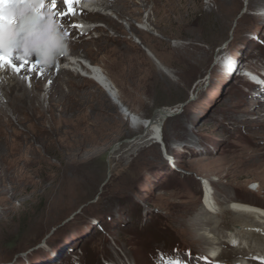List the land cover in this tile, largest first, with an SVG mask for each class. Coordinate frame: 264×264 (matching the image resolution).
Segmentation results:
<instances>
[{"label": "rangeland", "instance_id": "obj_1", "mask_svg": "<svg viewBox=\"0 0 264 264\" xmlns=\"http://www.w3.org/2000/svg\"><path fill=\"white\" fill-rule=\"evenodd\" d=\"M136 9L129 13L150 11ZM150 15L161 35L148 29L145 40L170 66L169 77L136 37L127 40L137 46L127 63L141 65L142 72L122 67L110 52L96 59L119 99L142 119L159 108L179 110L164 121L156 143L100 94V119L24 122V137L14 136L19 151H4L0 164V264H164L165 257L261 264L258 253L243 246L248 258L221 256L239 248L225 237L230 213L212 216L227 224L213 237L208 233L206 243L197 242L194 218L205 180L213 181L218 207L229 197L263 200L255 190L257 169L237 167L241 154L257 146L250 133L261 126L233 116L263 94L252 91L264 72V0H165ZM225 59L232 62L230 75ZM44 83L47 88L50 80Z\"/></svg>", "mask_w": 264, "mask_h": 264}, {"label": "bare ground", "instance_id": "obj_2", "mask_svg": "<svg viewBox=\"0 0 264 264\" xmlns=\"http://www.w3.org/2000/svg\"><path fill=\"white\" fill-rule=\"evenodd\" d=\"M162 2L165 0H79V3L74 4L77 8L75 15L63 18L56 16L59 24L63 25L61 29L69 34L67 37L68 57H61L57 62V68L54 65L44 69L35 64L34 70H29V66H25L19 74L10 68L0 70V164L4 163V158H2L4 151L16 153L19 151L20 144L18 140L15 142V137H24L22 132V127L26 126L24 122H43L47 116L51 119L58 117L66 120L100 119L103 110L100 107L99 100L101 99L98 94L118 107L119 112L128 119L132 126H139L143 130L150 131V139L155 143L158 142L162 124L168 117L177 113L180 105L176 109L159 108L152 117L142 119L119 99V89L106 72L104 64L96 59V55L100 52H110L119 65L140 73L142 72L141 65L135 66L127 63L131 57L128 55L132 51H137V46L127 40L133 41L136 37L138 41L135 42H139L143 49L152 56L157 69L169 77L172 73L170 66L150 50L145 40V31L147 32L148 29L155 35H161L158 29L152 26L150 13H154L157 5ZM132 7H137L136 10L140 12L141 9L146 10L147 8L150 11L139 17L134 15L135 13L133 15L129 13L133 11ZM63 11L66 9L63 0H60L56 12ZM114 15L122 21L116 19ZM128 18L135 19L145 27H135ZM124 22L128 28L125 27ZM73 25L82 27H73ZM118 32H123L126 38L120 37ZM174 48L178 47L174 46ZM85 58L89 62H86ZM15 63L19 64L20 61L17 60ZM230 73L228 71L229 75ZM255 78L254 83L257 88L252 92L261 91L263 94H255L252 97V108L244 107L241 110H235L233 120L243 125L261 126L260 130L250 133L257 146L241 154L237 167L242 171L257 169L254 175L255 190L263 200L229 197L222 206L218 207V201H222L218 200L211 190L213 181L205 180L203 182L204 203L198 216L194 218V221H197L196 227H199L196 228L199 231L197 242L206 243L210 235L212 237L217 235L218 231H222L221 227L227 224L224 220L221 223L215 222L212 216L222 214L221 216L224 217V213H230L231 227L225 237L231 244L235 241V245L239 248L223 250L221 252L223 258H246L247 253L240 250V246H243L242 250H247L248 253L257 252L258 258L264 259V72H259ZM48 79L50 85L45 88L44 82ZM96 96L99 98L96 99ZM56 106L58 109H55ZM252 115H255V118H250ZM42 130L48 133V128ZM30 159L33 158L30 157ZM215 243L223 244L221 241ZM248 261L256 264L250 258Z\"/></svg>", "mask_w": 264, "mask_h": 264}, {"label": "clouds", "instance_id": "obj_3", "mask_svg": "<svg viewBox=\"0 0 264 264\" xmlns=\"http://www.w3.org/2000/svg\"><path fill=\"white\" fill-rule=\"evenodd\" d=\"M10 52L44 69L68 55L66 32L47 4L42 9L40 0H0V54Z\"/></svg>", "mask_w": 264, "mask_h": 264}, {"label": "snow or ice", "instance_id": "obj_4", "mask_svg": "<svg viewBox=\"0 0 264 264\" xmlns=\"http://www.w3.org/2000/svg\"><path fill=\"white\" fill-rule=\"evenodd\" d=\"M60 0H40L41 3V8L47 4L50 8V10L53 11V13L59 17L63 18L68 15H75V8L74 4L79 3V0H63V4L65 6L66 11L63 12H56V8L59 4ZM63 27V25H60ZM73 27H82L80 25H73ZM66 35L68 37V33L66 32ZM17 61L16 55L14 53H9L7 55L0 54V70H4L5 68H10L12 69L15 73L19 74L22 72L23 68L25 66H29V70H34L35 64H37L34 61H29V60H22L20 61L19 64L15 63ZM224 64L226 68L231 71L232 70V62L228 59H225ZM235 245V241L232 242ZM190 256V253L188 254ZM215 255V253H213ZM164 259V264H187L186 261L183 259H177V258H163ZM201 259L207 260V257H201ZM261 264H264V259H262Z\"/></svg>", "mask_w": 264, "mask_h": 264}]
</instances>
